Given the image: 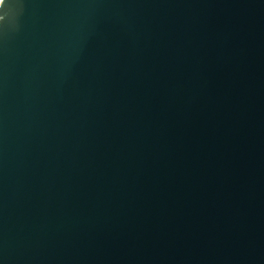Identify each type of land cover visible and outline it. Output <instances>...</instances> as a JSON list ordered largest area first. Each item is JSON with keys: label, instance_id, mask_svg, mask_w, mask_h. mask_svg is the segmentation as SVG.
<instances>
[{"label": "water", "instance_id": "95a60500", "mask_svg": "<svg viewBox=\"0 0 264 264\" xmlns=\"http://www.w3.org/2000/svg\"><path fill=\"white\" fill-rule=\"evenodd\" d=\"M0 264H264V0H3Z\"/></svg>", "mask_w": 264, "mask_h": 264}, {"label": "bare ground", "instance_id": "6f19581e", "mask_svg": "<svg viewBox=\"0 0 264 264\" xmlns=\"http://www.w3.org/2000/svg\"><path fill=\"white\" fill-rule=\"evenodd\" d=\"M2 2H3V0H0V5H1Z\"/></svg>", "mask_w": 264, "mask_h": 264}]
</instances>
